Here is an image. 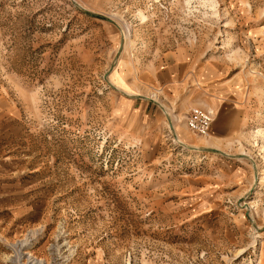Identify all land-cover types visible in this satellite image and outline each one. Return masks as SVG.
I'll return each mask as SVG.
<instances>
[{"label": "rangeland", "instance_id": "1", "mask_svg": "<svg viewBox=\"0 0 264 264\" xmlns=\"http://www.w3.org/2000/svg\"><path fill=\"white\" fill-rule=\"evenodd\" d=\"M0 264H264V0H0Z\"/></svg>", "mask_w": 264, "mask_h": 264}, {"label": "crops", "instance_id": "2", "mask_svg": "<svg viewBox=\"0 0 264 264\" xmlns=\"http://www.w3.org/2000/svg\"><path fill=\"white\" fill-rule=\"evenodd\" d=\"M174 63L173 65L168 64L167 71L169 72L164 79L159 78V81L163 84H166L172 92H182L181 88V81L185 78V72H189V64L187 63V59L182 52H178L175 54L172 60ZM189 61V60H188Z\"/></svg>", "mask_w": 264, "mask_h": 264}, {"label": "built area", "instance_id": "3", "mask_svg": "<svg viewBox=\"0 0 264 264\" xmlns=\"http://www.w3.org/2000/svg\"><path fill=\"white\" fill-rule=\"evenodd\" d=\"M213 119V113L200 106L192 107L186 116V125L194 133L206 135Z\"/></svg>", "mask_w": 264, "mask_h": 264}, {"label": "bare ground", "instance_id": "4", "mask_svg": "<svg viewBox=\"0 0 264 264\" xmlns=\"http://www.w3.org/2000/svg\"><path fill=\"white\" fill-rule=\"evenodd\" d=\"M209 111H211L212 113H214V111L212 109H209ZM206 139V138H205Z\"/></svg>", "mask_w": 264, "mask_h": 264}]
</instances>
